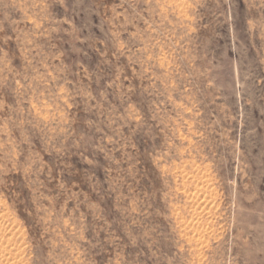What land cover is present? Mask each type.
I'll return each mask as SVG.
<instances>
[{
	"label": "rangeland",
	"instance_id": "rangeland-1",
	"mask_svg": "<svg viewBox=\"0 0 264 264\" xmlns=\"http://www.w3.org/2000/svg\"><path fill=\"white\" fill-rule=\"evenodd\" d=\"M185 1L0 0V264H264V0Z\"/></svg>",
	"mask_w": 264,
	"mask_h": 264
},
{
	"label": "bare ground",
	"instance_id": "bare-ground-1",
	"mask_svg": "<svg viewBox=\"0 0 264 264\" xmlns=\"http://www.w3.org/2000/svg\"><path fill=\"white\" fill-rule=\"evenodd\" d=\"M185 4H186V1L185 0H177V3H176V5H178V7L184 6Z\"/></svg>",
	"mask_w": 264,
	"mask_h": 264
}]
</instances>
